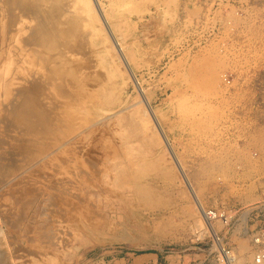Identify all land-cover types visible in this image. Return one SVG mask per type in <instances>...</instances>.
<instances>
[{
  "label": "rangeland",
  "instance_id": "374dc122",
  "mask_svg": "<svg viewBox=\"0 0 264 264\" xmlns=\"http://www.w3.org/2000/svg\"><path fill=\"white\" fill-rule=\"evenodd\" d=\"M94 1L107 24L98 19L94 36L82 34L80 54H67L76 94L54 101L63 140L49 136L44 161L104 171L85 180L74 172L66 180L84 200L70 194L49 224H30L34 239L48 244L40 264H170L171 255L180 264H252L264 232V0ZM8 185L0 188V229L11 264H35L11 245L25 227L2 222L12 212ZM94 185V196L82 192ZM146 256L157 262L143 263Z\"/></svg>",
  "mask_w": 264,
  "mask_h": 264
},
{
  "label": "bare ground",
  "instance_id": "6f19581e",
  "mask_svg": "<svg viewBox=\"0 0 264 264\" xmlns=\"http://www.w3.org/2000/svg\"><path fill=\"white\" fill-rule=\"evenodd\" d=\"M93 4L97 9L96 1L92 0V6ZM92 6L89 0H0V188L2 185L4 186V184L9 183L7 187V191L4 196L8 197L12 202V209H11L12 212L9 215L10 217L7 218L6 216H2L1 219L2 222L5 223L9 229L12 230H16L21 226L25 227L22 234L20 233H15V234L13 233V235L11 234L13 241L11 242V245L12 246L17 245L18 247L17 248L15 247L16 251L24 252L27 257H32V259L36 261L35 264H37V262L38 264H40V262H44L42 258L48 255L49 252H48L47 243H42L41 240H37L36 237H35L36 240L34 239L33 235L37 233L36 232L37 228L31 227L30 224H33V226L34 224L36 225L37 222H39V219L44 220L45 224L46 223L49 224V222L52 220H50L51 218L48 216V214L51 215L50 213L60 212L59 211L60 207L62 206V204H64L65 200H67V197H70L69 196L70 194L73 195V197H70L72 199L80 198V197L78 198L79 196L78 194L72 192L74 188L69 185L70 181L66 179L68 178L74 179L75 176L77 175L76 178L77 177L79 179L83 178L85 180L87 175L89 176L96 175L97 172H99L100 170L104 171V169H102V166H86V165H80L78 166V169L59 167L60 168L59 170V168L56 167L51 168V166H49L44 161V158L46 159V156L49 155L47 154L48 151L51 149L50 146L51 144L49 143V136L54 135L57 139L60 138L59 139L60 141L62 138L59 135L60 133H62L64 128V121L59 122L58 119L59 116H57L56 114L57 105L56 103H54V101L57 99V97L63 99L64 98L66 99L67 97L68 98L72 97L71 92L73 91L71 90L74 88L72 87L73 84H71V81L72 78H74L75 76L74 77L71 76V73L73 74L72 70L74 69L75 61L74 63L71 62L73 61V59L71 58L72 60L70 61V58H68L67 54L69 52L74 57H76L75 55H77V53L81 49L79 47L80 41L81 39L84 40L83 38L85 37L84 35L90 34L91 36H94L96 30H94L93 24L95 22H98V19H100L103 25L107 24L106 20L108 19V17L107 19H105V15L103 13L101 15V13H99V11L97 10L100 15L97 19L95 17L96 9L94 10ZM104 13L107 15L106 12ZM114 15L115 14L113 13L111 17L112 19ZM99 27H103V26L100 25ZM107 27L106 29H108L109 31V28ZM115 27L118 28L117 26ZM112 28H114V26ZM83 29H85L84 33L82 31ZM86 29L89 31L88 34H85L87 31ZM116 31L118 33V29ZM119 34L121 33L119 32L118 36ZM104 37L106 38V36ZM118 38H120V36ZM84 41L86 42L87 40ZM85 45L86 44L84 43V46ZM97 50L99 49L97 48ZM100 51L101 50H99V53ZM117 53L120 52L117 51ZM131 54L133 55V53ZM134 55H138V54H134ZM103 56L104 55H102V57ZM129 57H131V55ZM117 58H119V56ZM117 61L119 62L118 59ZM102 63L104 64V61H102ZM101 70H103V68ZM120 73L121 72H119V74ZM91 77L95 78L96 76L95 77L91 76ZM75 83L77 82L75 81L74 84ZM134 83L137 84L136 81H134ZM77 84L79 85V83ZM113 85L115 84L113 83ZM138 85L139 84H137V86ZM96 89L97 88L95 86L94 90ZM115 89H117V87ZM84 90L85 89L81 91L84 92ZM96 93L98 94V92ZM82 95L80 96L83 97ZM99 95L98 97H100ZM93 97L94 96L90 98V103L92 104H94L95 102L93 101L94 100ZM101 102L103 101L101 100ZM122 104L123 103H121V105ZM123 111H125V109ZM149 115L150 114H148V116ZM68 116L70 117V115ZM71 119H69V121ZM55 137H53V139ZM70 138L72 139V137ZM257 142L262 143V139L261 138L257 139ZM50 154H52V152ZM44 170H49V171L45 172ZM126 171L127 170L125 169L124 170L117 169V172L121 174H126ZM74 172L76 173V175L74 174ZM198 174L199 173H197V175ZM123 177L124 179L126 178L128 179V177H125V175ZM94 186L95 188H91L92 190H89L88 188H84L82 189V192L88 191L89 196L92 195L94 196L95 191L98 192L100 190L98 187H96V185ZM107 190H108L107 188L103 187V189H101V192H106ZM189 191L192 193L193 197L195 198L198 209L203 219L206 221L205 226L207 225L208 230L211 232V226L210 224H208L207 212H205L202 209L201 204L196 199L194 195L195 193L193 192L192 188H190V186H189ZM34 207H35V212L34 214H32V216H30V212H32ZM69 215L71 216V214ZM55 216L57 217V215ZM55 216H53V219L55 218ZM61 217H63V215L60 216V218ZM66 218L68 219V217ZM25 222L28 224L24 226L23 224ZM2 227L3 226H1L0 229V264H11V262L13 261V257L11 256V254H9L8 252L9 250H7V246L10 245L7 242L8 235L5 234L6 233L5 230H3L4 227L3 228ZM43 229L45 230V228ZM24 240H25V244L27 245V248H21L19 246L23 244L22 242ZM12 250L13 249H11V251ZM231 262L232 259L228 258V263L230 264Z\"/></svg>",
  "mask_w": 264,
  "mask_h": 264
},
{
  "label": "built area",
  "instance_id": "2783aa9c",
  "mask_svg": "<svg viewBox=\"0 0 264 264\" xmlns=\"http://www.w3.org/2000/svg\"><path fill=\"white\" fill-rule=\"evenodd\" d=\"M255 241L258 245H261V248L255 254L252 264H264V232L261 233Z\"/></svg>",
  "mask_w": 264,
  "mask_h": 264
},
{
  "label": "crops",
  "instance_id": "0c3cea01",
  "mask_svg": "<svg viewBox=\"0 0 264 264\" xmlns=\"http://www.w3.org/2000/svg\"><path fill=\"white\" fill-rule=\"evenodd\" d=\"M167 261L170 262V264H180L182 263L183 261L180 259V257L178 255L174 256V255H171L169 257H167L166 259ZM142 261L143 263H156L157 262V257H152V256H146V257H143L142 258Z\"/></svg>",
  "mask_w": 264,
  "mask_h": 264
}]
</instances>
